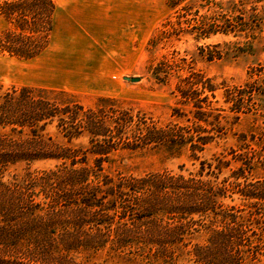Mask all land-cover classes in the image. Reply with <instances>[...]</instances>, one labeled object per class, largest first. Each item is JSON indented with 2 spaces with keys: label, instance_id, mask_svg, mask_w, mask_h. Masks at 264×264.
<instances>
[{
  "label": "trees",
  "instance_id": "16d2710c",
  "mask_svg": "<svg viewBox=\"0 0 264 264\" xmlns=\"http://www.w3.org/2000/svg\"><path fill=\"white\" fill-rule=\"evenodd\" d=\"M165 2L170 12H182L178 18L194 10V17L183 23H194L197 39L245 26L242 15H229L237 11L233 0ZM205 7L209 14H198ZM55 12L53 0L0 2V52L23 60L39 56L50 44ZM199 78L191 72L179 82L183 100L195 98L191 87ZM206 88L213 97L210 81ZM255 93L264 96L263 89L247 83L227 90L226 101L231 111H249L247 101ZM202 101L206 97L194 102L195 118L206 122L209 112L202 110ZM194 132L207 131L195 124L158 127L110 98L85 106L62 90L0 85V264H85L72 253H95L107 244L113 250L142 245L155 257L171 260L173 246L195 226L208 230L205 244L193 246L197 263L241 264L248 255L254 258L257 248L246 234L245 218L219 209L221 189L209 181L152 173L139 178L118 174L113 182L103 173V163L112 164L115 152L123 149L151 146L176 157L189 145L196 159L208 137ZM81 138L87 139L86 147L72 144ZM35 162L54 165L29 171ZM17 164L28 167L22 178L3 180L2 174Z\"/></svg>",
  "mask_w": 264,
  "mask_h": 264
},
{
  "label": "rangeland",
  "instance_id": "374dc122",
  "mask_svg": "<svg viewBox=\"0 0 264 264\" xmlns=\"http://www.w3.org/2000/svg\"><path fill=\"white\" fill-rule=\"evenodd\" d=\"M233 1L237 11L228 14L242 15L245 26L197 39L194 23H183L194 17V10L178 18L182 12H170L165 0H53L56 12L49 46L31 60L0 52V85L62 90L85 106H93L100 97L110 98L133 114H144L158 127L177 123L205 129L194 132L208 137L196 159L189 145L176 157L151 146L123 149L115 152L112 164L103 163V173L113 182L118 174L139 178L152 173L209 181L221 189L219 209H231L248 224L246 234L257 255H248L241 264H264V96L255 93L247 101L251 108L244 112L231 111L232 103L226 101L227 90L247 83L264 90V0ZM198 14H209L208 8ZM191 72L199 74L201 82L191 87L195 98L183 100L177 86ZM209 81L213 97L206 88ZM204 97L200 104L209 112L203 118L206 122L195 118L198 108L194 107ZM72 144L86 147L87 139ZM53 165L35 162L28 170L40 172ZM26 167L11 166L2 179H20ZM241 187L256 197L241 194ZM195 229L173 246L171 260L155 257L142 245L113 250L109 244L95 253L71 257L85 264H200L191 252L194 245L205 244L208 230Z\"/></svg>",
  "mask_w": 264,
  "mask_h": 264
},
{
  "label": "water",
  "instance_id": "95a60500",
  "mask_svg": "<svg viewBox=\"0 0 264 264\" xmlns=\"http://www.w3.org/2000/svg\"><path fill=\"white\" fill-rule=\"evenodd\" d=\"M125 80L130 81V82H138L139 78H128V77H124Z\"/></svg>",
  "mask_w": 264,
  "mask_h": 264
}]
</instances>
